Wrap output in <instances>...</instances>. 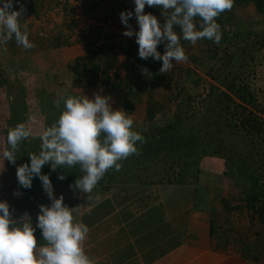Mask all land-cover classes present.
Listing matches in <instances>:
<instances>
[{
  "label": "rangeland",
  "instance_id": "374dc122",
  "mask_svg": "<svg viewBox=\"0 0 264 264\" xmlns=\"http://www.w3.org/2000/svg\"><path fill=\"white\" fill-rule=\"evenodd\" d=\"M123 1L127 2L132 7L130 11L134 12V0H18L14 3L13 10H20L23 5L25 12L31 14L34 23H40L39 27H45L47 24L49 29L51 27L52 31H48L50 32L48 37H56V41L59 35H64L70 39L71 45L65 46L73 49L72 54L76 58L91 56L90 49L86 47L97 34L90 33L89 28H101L102 38L95 40L93 47L106 44L107 48L112 41L116 42L119 59L115 67L107 76L99 70L98 84L93 87L85 86L81 90L87 91L88 94L93 92V96L97 92L103 96H110L114 110L123 109L132 117L135 131L154 134L155 138H144V141L153 143L150 145L153 150L148 155L157 156V160L150 164L147 163L148 157H143L141 165H138L139 162L136 163L132 171L141 166L142 170L137 169L136 173H142V176L146 177L142 179L143 182H148L149 175L156 169L159 172L155 174L156 177H152L156 183L159 184L162 177L178 181L182 174L181 165L178 164L180 161L177 158L166 159L165 155L189 157L184 164L192 162L199 156L204 171L201 174L200 186L204 188L205 194H211L210 204L211 208L215 207L213 221L218 234L222 236L233 234L240 242L247 240L248 243L250 237L255 246L259 245V249L264 250V223L248 208L244 200L245 191L242 183L235 177L214 171L219 163L210 155L218 149L228 152L232 149L234 154L240 147L244 150L251 146H259L261 149L264 147V136L249 134L252 128L245 122V119L252 116L261 124L264 131V13H257L253 4L241 6L234 4L227 12L230 21L223 25V30L221 29L223 40L216 43L202 39L195 45L186 42V45L182 46L188 60L181 63H175L173 60V67L168 73H164L165 77L156 82L151 91L146 90L132 102L124 95V80L128 67L119 47L125 38H130L123 35L126 27L121 22L120 13L123 10L119 6ZM2 3L0 0V5ZM93 3L96 6L90 10L89 6ZM147 8L149 7L146 5L145 9ZM157 18L161 24L165 21L162 14ZM29 20L28 17L26 19L22 17L21 26H24V22L28 25ZM129 23L135 31H139L135 17H132ZM197 28L199 30L198 25ZM106 34L111 38H106ZM131 38L136 39L135 36ZM12 46L15 45H11V48ZM12 54L15 55L11 59L13 62L27 63L25 60H23L25 63L22 62L21 58L17 62L15 57L19 53ZM29 62L31 63L27 65H32L34 61ZM71 66L70 72L75 76L73 84L78 88L77 75L73 65ZM39 70L41 69L32 67L20 69L15 66L11 67V74L33 76ZM117 76L123 87L115 89L111 83L105 84V77L112 82ZM244 87H249L252 91L253 103L248 102V93L243 91ZM221 92V96H218ZM150 97L158 103L157 118L152 122L147 121V114H144V109L147 112ZM128 106L132 107L130 111L127 110ZM137 107L140 109V114L137 113L139 116H131ZM167 124L171 126L164 128ZM149 125L154 128L150 129ZM180 142L187 143V146L172 152L175 145L179 144L181 147ZM135 158L136 154L128 157L131 166H134ZM137 160L139 158L135 161ZM121 165L123 169L129 167L128 164ZM164 166H167V170ZM219 178L222 180L219 181ZM217 183L222 184V193L218 196L215 194ZM201 192L203 193L202 189ZM222 198L227 200L226 206L222 204Z\"/></svg>",
  "mask_w": 264,
  "mask_h": 264
},
{
  "label": "crops",
  "instance_id": "0c3cea01",
  "mask_svg": "<svg viewBox=\"0 0 264 264\" xmlns=\"http://www.w3.org/2000/svg\"><path fill=\"white\" fill-rule=\"evenodd\" d=\"M25 13L23 19L30 20L23 24L28 26L34 47L24 49L16 44L11 48V40L0 44V201L8 203L18 226L31 220L35 227L40 205L50 206L51 201L38 177L33 178L30 189L23 188L17 167L30 164L29 154H39L41 136L58 120L67 97L94 96L73 84V49L56 46V37H48L51 27H39ZM12 53H19L17 62L27 63L13 62ZM29 59L34 61L32 65H27ZM15 66L41 70L33 76H13L11 67ZM57 100L61 101L59 108ZM139 110L137 107L131 116L138 117ZM20 123L31 130V136L21 142L13 165L4 160L3 152L9 147L8 130ZM42 173L49 175L56 197L63 195L74 221L88 226L83 247L94 264H264L263 248L255 246L250 237L248 243L233 234L219 235L213 221L215 207L190 202L178 186L158 184L151 175L143 182L142 173H126L120 168L109 170L91 193H83L71 187L84 175L78 164L53 170L47 163ZM61 175L65 179H59ZM17 191L19 196L14 194ZM35 235L39 243H45L39 228Z\"/></svg>",
  "mask_w": 264,
  "mask_h": 264
},
{
  "label": "clouds",
  "instance_id": "9594fccd",
  "mask_svg": "<svg viewBox=\"0 0 264 264\" xmlns=\"http://www.w3.org/2000/svg\"><path fill=\"white\" fill-rule=\"evenodd\" d=\"M18 0H3L0 5V44L6 45L15 39L17 45L31 49L27 26L20 24L25 8L13 10ZM133 11H122L120 19L126 27L124 36L136 37L138 56L147 60L162 61L161 73H168L175 63L186 62L188 56L181 44V38L195 45L207 39L219 43L222 32L217 18L230 11L234 0H134ZM162 9L165 23L156 15L146 13L145 7ZM135 16L139 31H135L130 19ZM200 18L199 30L196 18ZM178 26L181 34L174 29ZM165 46V52L158 51V45ZM7 51V48H4ZM110 96L95 93L94 98L69 96L58 120L41 136L39 154H29L30 164L17 167L19 184L26 189L32 187L33 178L38 177L51 205H40L37 224L31 220L17 225L6 201H0V264H94L83 247L89 228L82 222H75L72 209L64 203V197H56L49 175L42 173L45 164L58 167L80 165L84 175L73 187L83 193H91L98 182L111 169L119 171L121 161L138 154V142L144 137L133 128L134 120L123 109H113ZM61 101H56L59 108ZM31 136V130L24 123L8 130V149L3 152L4 160L16 164V153L22 141ZM63 180V175L59 176ZM19 196L17 191L14 193ZM42 232L45 243L38 242L36 229Z\"/></svg>",
  "mask_w": 264,
  "mask_h": 264
},
{
  "label": "trees",
  "instance_id": "16d2710c",
  "mask_svg": "<svg viewBox=\"0 0 264 264\" xmlns=\"http://www.w3.org/2000/svg\"><path fill=\"white\" fill-rule=\"evenodd\" d=\"M234 4L241 6V5H250L253 4L256 8L257 13H264V0H234ZM96 4H92L89 6V9H94ZM121 9L123 11H130L132 7L127 2H122L120 5ZM149 7V6H148ZM145 12H151L153 15L158 16L159 14H162V9L156 8V7H149L145 9ZM228 11H225L222 13L218 18L217 22L220 25V29L223 30V25L226 22H229L230 19L228 18L229 13ZM135 17V16H133ZM164 21L163 23H165ZM196 24L199 26L201 21L200 18H196ZM100 27H92L89 28L90 33L97 34V37L90 41L88 44V47H86L88 50L90 49L91 56L86 57H78L75 60L74 70L77 75V84L80 89L87 87H93L98 84V72L99 70H102L105 75L109 74V72L115 67L116 63L119 59V53H118V45L116 42L112 41L111 44L106 48L105 45H99V47L94 46L95 40L102 38L100 35ZM178 34L182 33L178 26L174 29ZM224 32V31H223ZM237 35V33H236ZM235 35V36H236ZM60 37L56 39V46L58 45H71L70 39H68L64 35H59ZM110 37V35L106 34V38ZM66 38V39H65ZM224 39V38H223ZM222 39V40H223ZM186 42L181 38V44L186 45ZM15 39L13 38L11 40V45H16ZM121 53H123L125 64L128 67V73L126 74L125 80H124V87H125V97L128 98L129 101H134V99H137L139 95L143 94L146 90L151 91L155 87V83L162 80L165 75L164 73L160 72V69L162 67L163 62L162 61H156L153 58H148L147 60L141 59L138 56V50L139 46L136 43V39L133 38H125L121 44H119ZM93 48V50L91 49ZM158 51L163 54L165 52V46L163 43L158 45ZM235 78V77H234ZM105 84H110L115 89H119L122 86L121 80L118 78L113 79L112 82H110L108 77H105ZM244 95H247L248 102L253 103L254 102V96L252 94V91H250L249 87L243 88ZM242 92V91H241ZM222 92L218 95L221 96ZM132 107H127V110H131ZM157 109H158V103L154 102V99L150 97L148 99V107H147V121L152 122L157 118ZM179 114L177 115V117ZM176 119V117L174 116ZM245 122H247L248 125L251 126V131L249 134L252 136L260 135L264 136V131L259 122L256 121L255 118L252 116L245 119ZM171 124L165 125L164 128L170 127ZM149 128H154L152 125H149ZM144 138H152L154 137V134L150 133H141ZM155 138V137H154ZM150 140V139H149ZM151 141V140H150ZM143 143L138 142V154H136V159L139 158V160L133 162L134 166H131V163H128V158L121 161L120 163L123 165H129L128 168L123 169L121 167V170H124V172H132V169L135 167V164L138 163V165H141L143 157H148L147 163H152L154 160H157V156H150L149 153L153 150H151L153 144L152 142L148 143L147 141H143ZM181 147L175 145V148L172 149V152H177L181 148H183L185 145L187 146V143L180 142ZM190 148V147H189ZM241 148V147H240ZM240 148L236 149L235 153L232 154L233 150L230 149V151H222V149H218L215 153H211L210 155L213 156V160L217 161L219 163L217 169H213L216 172H220L221 175H229L232 177H235L238 181H240L243 185V190L245 191V202L247 203L248 208L254 214H257V216L260 218V220L264 223V147L261 149L259 146L254 147H247L246 150L242 149V152H240ZM238 154L240 156L238 157ZM144 155V156H143ZM237 155V156H236ZM166 159H173L177 158L181 165V178L178 181H173L169 178L162 177L159 181V183L162 184H175L174 186H178L181 190V193H183V196L186 198H189L190 202H194L195 204L201 203L202 205H208L210 206V197L211 194H205L204 188H202L201 182L202 177L201 174L204 173L202 171V167L199 161V156L195 158L191 164L190 162H186L184 164L186 159H189V157L185 156H179L174 157L172 154H166ZM215 156V157H214ZM175 160V159H173ZM225 162L229 164H224ZM167 165V164H166ZM167 166H164V169H166ZM131 169V170H130ZM141 169V166H137L135 168ZM114 171V169H111V171ZM167 170V169H166ZM159 171L153 172L151 174L152 177H156L155 174H157ZM150 173V171H149ZM190 180H193L190 181ZM219 181L222 179L219 178ZM176 182V183H173ZM222 184L217 183L215 187V194L221 195L222 193ZM176 189V188H175ZM201 189L203 193L201 192ZM209 192V191H207ZM218 198V197H217ZM227 200L225 198H222V204L224 206L227 205Z\"/></svg>",
  "mask_w": 264,
  "mask_h": 264
}]
</instances>
